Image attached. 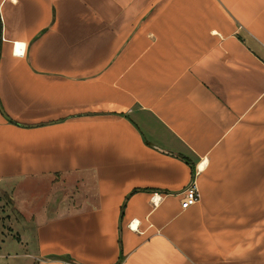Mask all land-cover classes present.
Wrapping results in <instances>:
<instances>
[{"label":"crops","instance_id":"crops-1","mask_svg":"<svg viewBox=\"0 0 264 264\" xmlns=\"http://www.w3.org/2000/svg\"><path fill=\"white\" fill-rule=\"evenodd\" d=\"M0 21V264H264V0Z\"/></svg>","mask_w":264,"mask_h":264},{"label":"built area","instance_id":"built-area-1","mask_svg":"<svg viewBox=\"0 0 264 264\" xmlns=\"http://www.w3.org/2000/svg\"><path fill=\"white\" fill-rule=\"evenodd\" d=\"M16 47H17V44H16ZM199 200H200V192L197 186L194 183H192L191 186L188 187L183 193V198L181 200L182 210H187L193 207L199 202Z\"/></svg>","mask_w":264,"mask_h":264},{"label":"rangeland","instance_id":"rangeland-1","mask_svg":"<svg viewBox=\"0 0 264 264\" xmlns=\"http://www.w3.org/2000/svg\"><path fill=\"white\" fill-rule=\"evenodd\" d=\"M4 208H0V223H3V222H5V220H6V216H2V213H3V210Z\"/></svg>","mask_w":264,"mask_h":264},{"label":"trees","instance_id":"trees-1","mask_svg":"<svg viewBox=\"0 0 264 264\" xmlns=\"http://www.w3.org/2000/svg\"><path fill=\"white\" fill-rule=\"evenodd\" d=\"M0 39H1V21H0ZM10 122H11V121H10ZM185 161H186L187 163L191 164L189 160L185 159ZM192 170H193V173H194V168H193V166H192Z\"/></svg>","mask_w":264,"mask_h":264},{"label":"snow or ice","instance_id":"snow-or-ice-1","mask_svg":"<svg viewBox=\"0 0 264 264\" xmlns=\"http://www.w3.org/2000/svg\"><path fill=\"white\" fill-rule=\"evenodd\" d=\"M21 47V46H18V48ZM19 54V53H18Z\"/></svg>","mask_w":264,"mask_h":264}]
</instances>
